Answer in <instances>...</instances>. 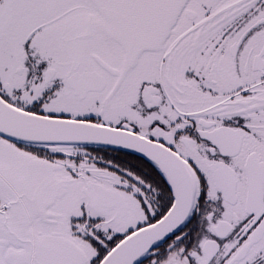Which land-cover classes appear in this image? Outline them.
<instances>
[{"label":"snow or ice","instance_id":"1","mask_svg":"<svg viewBox=\"0 0 264 264\" xmlns=\"http://www.w3.org/2000/svg\"><path fill=\"white\" fill-rule=\"evenodd\" d=\"M0 264H264V0H0Z\"/></svg>","mask_w":264,"mask_h":264}]
</instances>
